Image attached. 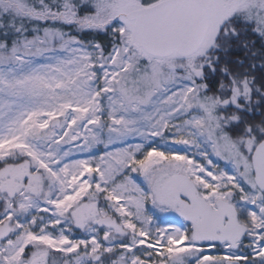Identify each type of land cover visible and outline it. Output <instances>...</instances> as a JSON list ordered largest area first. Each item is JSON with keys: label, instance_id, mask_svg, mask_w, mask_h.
I'll list each match as a JSON object with an SVG mask.
<instances>
[{"label": "snow or ice", "instance_id": "6c2138e0", "mask_svg": "<svg viewBox=\"0 0 264 264\" xmlns=\"http://www.w3.org/2000/svg\"><path fill=\"white\" fill-rule=\"evenodd\" d=\"M0 264H264V0H0Z\"/></svg>", "mask_w": 264, "mask_h": 264}]
</instances>
